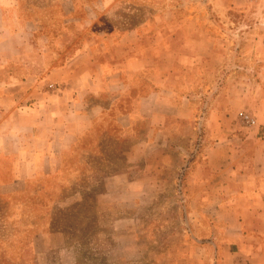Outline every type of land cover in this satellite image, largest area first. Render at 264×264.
Wrapping results in <instances>:
<instances>
[{
  "label": "crops",
  "instance_id": "obj_1",
  "mask_svg": "<svg viewBox=\"0 0 264 264\" xmlns=\"http://www.w3.org/2000/svg\"><path fill=\"white\" fill-rule=\"evenodd\" d=\"M5 19L0 7V186L60 170L87 132H140L126 150L135 169L114 179L121 195L168 189L184 209L188 229L169 258L264 264V99L250 98L257 125L246 127L223 92L203 105L190 91L210 54L207 29L180 39L142 22L65 56ZM197 127L199 150L185 158Z\"/></svg>",
  "mask_w": 264,
  "mask_h": 264
},
{
  "label": "rangeland",
  "instance_id": "obj_2",
  "mask_svg": "<svg viewBox=\"0 0 264 264\" xmlns=\"http://www.w3.org/2000/svg\"><path fill=\"white\" fill-rule=\"evenodd\" d=\"M0 7L7 24L65 56L88 36L98 45L142 22L180 39L207 29L210 54L190 91L204 103L223 92L236 114L249 111L250 98L264 99V0H0ZM110 127L87 132L60 170L0 186V264H186L169 258L188 229L184 209L168 189L120 194L114 177L135 169L126 150L140 132ZM200 135L197 127L185 158L199 150ZM8 172L2 160L0 182Z\"/></svg>",
  "mask_w": 264,
  "mask_h": 264
},
{
  "label": "built area",
  "instance_id": "obj_3",
  "mask_svg": "<svg viewBox=\"0 0 264 264\" xmlns=\"http://www.w3.org/2000/svg\"><path fill=\"white\" fill-rule=\"evenodd\" d=\"M238 118L246 127L256 125L255 117L248 110H241L238 112Z\"/></svg>",
  "mask_w": 264,
  "mask_h": 264
}]
</instances>
